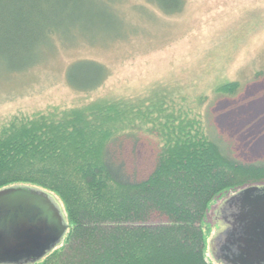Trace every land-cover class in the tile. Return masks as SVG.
<instances>
[{"label": "trees", "instance_id": "16d2710c", "mask_svg": "<svg viewBox=\"0 0 264 264\" xmlns=\"http://www.w3.org/2000/svg\"><path fill=\"white\" fill-rule=\"evenodd\" d=\"M96 1L0 0V65L16 72L33 65L63 29L102 15ZM151 1L176 14L185 0ZM105 75L102 64L79 60L66 81L90 92ZM237 88L231 81L217 91ZM168 97L153 91L134 100L99 99L0 125V189L46 191L62 202L67 221L63 243L50 249L52 242L28 264H211L207 247L218 250L229 226L217 218L223 204L249 179H264V163L232 157L201 113ZM137 136L158 143L154 168L142 181L132 180L118 151Z\"/></svg>", "mask_w": 264, "mask_h": 264}, {"label": "rangeland", "instance_id": "374dc122", "mask_svg": "<svg viewBox=\"0 0 264 264\" xmlns=\"http://www.w3.org/2000/svg\"><path fill=\"white\" fill-rule=\"evenodd\" d=\"M96 3L102 15L63 29L41 48L33 65L17 72L0 65V125L13 116L31 117L54 107L134 100L161 91L177 105L184 102V110L201 113L232 157L264 163V0H185L176 14H166L151 0ZM79 60L106 69L104 81L93 91H77L66 81L67 68ZM231 81L238 83L234 93L217 91ZM119 145L132 180L147 178L155 165L157 140L137 136ZM238 189L217 216L232 228L219 250L208 245L206 259L211 264H238L252 246L247 232L255 221L248 218L249 202L264 201V179H249ZM49 195L67 223L62 202ZM255 215L264 218V210ZM63 237L50 249L59 247ZM259 238L254 247L264 250V237Z\"/></svg>", "mask_w": 264, "mask_h": 264}, {"label": "water", "instance_id": "95a60500", "mask_svg": "<svg viewBox=\"0 0 264 264\" xmlns=\"http://www.w3.org/2000/svg\"><path fill=\"white\" fill-rule=\"evenodd\" d=\"M249 190L243 193L246 199L249 198ZM49 194L27 186L0 189V264L34 262L63 236L67 224L64 223L57 202L52 201ZM249 203L248 218L255 221L248 226L247 232L252 246L240 255L237 262L250 264L254 260H260L264 264V250L254 247L255 242L260 241L259 237H264V218L255 215L264 210V201L260 203L259 200H254ZM230 228L232 224L229 222L223 233L224 238ZM52 242L55 243L49 246ZM220 245L221 243L218 244V250Z\"/></svg>", "mask_w": 264, "mask_h": 264}]
</instances>
